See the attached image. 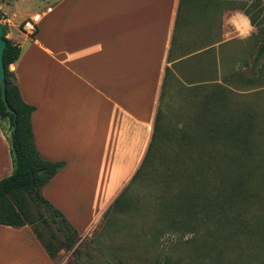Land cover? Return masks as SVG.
I'll use <instances>...</instances> for the list:
<instances>
[{
    "label": "crops",
    "instance_id": "1",
    "mask_svg": "<svg viewBox=\"0 0 264 264\" xmlns=\"http://www.w3.org/2000/svg\"><path fill=\"white\" fill-rule=\"evenodd\" d=\"M235 12L247 31L246 17ZM0 14L3 36L19 48L8 69L21 99L34 107L35 148L63 162L41 195L82 233L136 169L164 70L201 52L203 20L179 0H14L9 14L0 3ZM33 14L39 21L27 35L20 22ZM212 24L216 35L210 9L209 35ZM3 128L0 178L12 167ZM52 259L29 225L0 224V264Z\"/></svg>",
    "mask_w": 264,
    "mask_h": 264
},
{
    "label": "rangeland",
    "instance_id": "2",
    "mask_svg": "<svg viewBox=\"0 0 264 264\" xmlns=\"http://www.w3.org/2000/svg\"><path fill=\"white\" fill-rule=\"evenodd\" d=\"M208 1H213L211 7L195 4L203 20L201 39L209 34L204 18L212 9L217 29L215 35L212 24L211 36H216L217 45L195 61L171 64L160 106L169 135L159 142L145 178L133 182L132 173L98 219L84 232L76 230L72 247L55 253L54 264H264V49L253 64L264 41V0ZM38 2L27 0L28 5ZM0 3L9 14L14 0ZM235 11L255 27L250 36L244 37L242 15ZM196 81L205 82L189 90ZM210 96L214 97L211 114L196 126L198 104ZM217 124L232 134L237 145H248L246 172L232 178L246 183L247 199L239 207L221 210L219 217L224 218L219 219L225 220L216 223L213 215L203 217L196 205L191 224H185L180 221L184 216L180 203L197 188L211 197L213 186L222 179L223 163L209 160L203 174L180 175L173 168L177 145L170 135L181 128L199 132ZM185 177L195 180L185 186ZM199 177L203 182H195Z\"/></svg>",
    "mask_w": 264,
    "mask_h": 264
},
{
    "label": "trees",
    "instance_id": "3",
    "mask_svg": "<svg viewBox=\"0 0 264 264\" xmlns=\"http://www.w3.org/2000/svg\"><path fill=\"white\" fill-rule=\"evenodd\" d=\"M181 3L187 4L189 9H197L199 4H203V7L213 5V1L208 0L201 2L198 0H179V4ZM2 38L5 41L2 51L4 96L11 112L5 110L0 99V126L3 128V124H5L3 131L9 144L12 167L8 175L0 178V224L29 225L46 254L52 258L60 248H71L77 237L76 229L67 221L65 216L41 195V188L63 166V162L47 160L35 148L30 123V114L34 107L21 99L13 73L8 69V65L17 59L19 48L3 35ZM217 41L216 36L213 38V36L206 34L204 40L201 39V52L187 55L183 60L176 63L195 61L196 57H202L203 51L208 49L210 51L212 45ZM263 49L264 41L259 44L256 50L253 64L258 60ZM170 75V67L165 68L153 117L152 130L141 159L133 172V182L145 178L146 166L150 164L152 157L156 154L159 142L169 135L162 123L163 112L160 106L163 103L164 95L162 96V94ZM204 82L201 81V84H198L196 81V85L190 86L192 88L189 90L194 91L202 87L200 85ZM211 98L212 96L206 97L199 102V115H194L196 126L202 123L205 115L211 114L210 104L214 97L212 100ZM11 125L14 128L8 133V128ZM170 139L177 145L176 152L173 154L175 163L173 168H176L180 175L203 174L209 168V160L212 161L211 163H219L220 161L223 163L221 170H219L222 179L218 181L216 186H213L214 194L211 197L205 193H199V188H197L184 198L185 200L180 203V207L176 205L184 212L180 221L191 224L192 217L196 215V205H198L203 217L209 215L211 218L213 215L214 223L224 221L225 219L222 221L219 219L224 218V215L219 217L221 210L226 209L227 211L234 206L239 207L247 199L246 183L238 180L240 178H237L235 182L232 178L234 175L239 176L246 172L245 155L248 152V145H237L232 134L220 124L200 128L199 132L181 128L178 132L173 131ZM197 141H200V145ZM194 180H188L185 177L184 185H191ZM195 182H203L202 177L196 179Z\"/></svg>",
    "mask_w": 264,
    "mask_h": 264
},
{
    "label": "water",
    "instance_id": "4",
    "mask_svg": "<svg viewBox=\"0 0 264 264\" xmlns=\"http://www.w3.org/2000/svg\"><path fill=\"white\" fill-rule=\"evenodd\" d=\"M2 35H3V26L0 23V99L2 100V102L4 104L5 110L8 112H11L10 108L8 107V105L5 101V96H4L5 81H4V71H3V65H2V51H3L4 45H5V41L2 38ZM13 128H14V126L11 125L8 128V133H10L13 130Z\"/></svg>",
    "mask_w": 264,
    "mask_h": 264
},
{
    "label": "built area",
    "instance_id": "5",
    "mask_svg": "<svg viewBox=\"0 0 264 264\" xmlns=\"http://www.w3.org/2000/svg\"><path fill=\"white\" fill-rule=\"evenodd\" d=\"M39 21V14H33L24 18L20 22V29L27 35H32L36 29L37 22Z\"/></svg>",
    "mask_w": 264,
    "mask_h": 264
},
{
    "label": "clouds",
    "instance_id": "6",
    "mask_svg": "<svg viewBox=\"0 0 264 264\" xmlns=\"http://www.w3.org/2000/svg\"><path fill=\"white\" fill-rule=\"evenodd\" d=\"M254 31H256L255 27L251 24L250 21L247 22V31L243 34L246 38L247 36H250Z\"/></svg>",
    "mask_w": 264,
    "mask_h": 264
}]
</instances>
